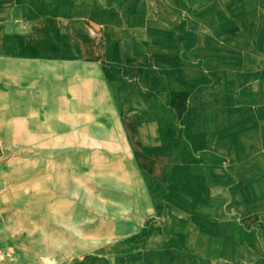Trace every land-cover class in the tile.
I'll list each match as a JSON object with an SVG mask.
<instances>
[{
    "label": "rangeland",
    "instance_id": "1",
    "mask_svg": "<svg viewBox=\"0 0 264 264\" xmlns=\"http://www.w3.org/2000/svg\"><path fill=\"white\" fill-rule=\"evenodd\" d=\"M82 1L83 12L114 38L102 55L106 77L110 79L115 69L112 61L124 63V74L131 76V59L145 60L139 81L155 97L171 94L174 121L168 115L139 112L141 105L121 83L111 82L110 93L98 61L33 62L0 73V264H53L89 251L103 239L117 238L128 204L144 202L146 188L182 190L186 194L166 201H203L209 212L221 211L223 225L231 222L244 235L258 236V226L236 209L248 211L239 190H264L256 181L264 175V162H257L263 160L260 131L233 129L221 110L207 132L190 118L200 115L199 101L209 110L232 111L231 102L219 104L223 77L211 65L221 52L260 55L262 48L252 44L256 41L264 48V0ZM56 9L68 12L63 6ZM126 28L132 33L130 48L120 46ZM185 35L190 36L188 47L181 45ZM179 59L188 69H178ZM196 68L203 76L191 88L187 82L197 76ZM226 80L232 81L230 75ZM225 98L231 99L229 93ZM130 112L134 114L129 119ZM192 133H205L206 146L229 155L227 172L236 180L231 196L229 190H218L224 184L218 176L227 181L228 174L216 166L204 163L201 176H188L178 139ZM218 135L222 139L216 144ZM238 145L246 146L242 159L258 153L251 157L255 162L234 163L232 153ZM190 190L199 192L192 195ZM218 195L220 201L213 202ZM191 218L197 225L196 240L207 235L204 246L210 264H264V230L260 242L239 245L231 225L206 226ZM261 220L264 223V215ZM242 238L238 243H244Z\"/></svg>",
    "mask_w": 264,
    "mask_h": 264
},
{
    "label": "crops",
    "instance_id": "2",
    "mask_svg": "<svg viewBox=\"0 0 264 264\" xmlns=\"http://www.w3.org/2000/svg\"><path fill=\"white\" fill-rule=\"evenodd\" d=\"M83 5L82 0H0V73L12 72L19 65L33 62L44 64L45 61L54 63L98 61L110 93L111 82L115 85L121 83L133 101L141 105L142 109L139 108V112L142 110L150 112L158 118L168 115L173 122L175 111L170 104L173 102L171 94L166 92L162 98L155 97L150 87L139 81L138 72L145 66V60L136 57L131 59L130 65H135L131 76L124 74V63L119 60L112 61L110 66L115 69L110 79L106 77L102 66V55L107 54V51L104 52L107 45L113 46L114 38L98 20L83 12ZM59 6H63L68 12L57 11L56 8ZM122 33L125 38L122 37L123 42L120 46L130 48L132 33L128 28ZM182 38L181 45L184 47L186 43L188 47L191 41L190 36L185 35ZM252 46L262 48L259 50L261 51L259 56L254 53L226 54L221 52L216 64L211 65L212 70L218 69L223 77L219 104L231 102L232 111L225 107L209 110L199 101V108L196 109L200 115L194 118L191 116V124L201 123L204 125L202 129L207 132L213 126L214 117L221 110L225 119H229V125L233 129L256 128L260 131L261 139L264 140V102L256 100L264 99V48L256 41ZM179 60L178 69H185V63ZM178 69L173 68V71ZM196 71H198L197 76L187 82L191 88L195 80L203 76L197 68ZM228 75L232 81L226 80ZM253 79L255 82H252ZM227 93L231 97L229 101L225 98ZM195 95L198 96V91L191 95L189 105ZM111 96L113 98L112 94ZM132 109L129 107V110ZM133 114L130 112L128 118H132ZM120 121L123 124L121 118ZM221 139L222 135H218L216 144ZM178 140L183 144L185 151L183 163L186 166L185 170H189L190 179L196 180L201 176L203 165L207 163L212 169L216 166L218 171H225L228 174L227 181L225 177L218 176V180L224 182L218 190H229L236 185L235 175L227 172L229 155L220 151V154H217L215 147L206 146L204 143L208 139L206 140L205 133L200 135L192 133L188 136L184 134V139ZM245 147V145L236 147L232 153L234 163L247 166L255 162L251 157L258 153H252L249 155L250 158L242 159ZM260 150L263 160H257V162L262 163L264 162V149ZM195 154H199L201 158L194 160L192 157ZM224 163L226 165L222 166ZM136 164L144 181L141 165L137 160ZM230 181H232L231 186L225 187V183ZM256 181L264 184V175L258 176ZM190 191L192 195L199 192V190ZM239 191L243 193L248 204V211L242 213L241 210L235 209L258 226L259 235L246 236L235 224L229 222L226 225L233 227V240L237 244L246 245L251 241L258 243L264 230V223L261 220L264 215V190ZM228 193L231 196L230 190ZM180 194L186 193L182 190L161 191L146 188L144 202L128 204L129 213L121 220V230L116 233L117 238L103 239L93 249L77 253L70 258L59 259L53 264H210V255L207 247L204 246V242L207 243V235L202 233L196 240L197 225L194 224L191 216L193 215L197 220L200 219L206 226L223 227L226 225L220 221L222 213L217 210L209 212L208 207L201 203L203 201L182 204L166 201L167 197L175 200ZM220 198L221 196L218 195L213 202L220 201ZM239 238H242L244 243H238ZM195 240L197 241L196 247L192 245ZM261 253L263 252L257 255Z\"/></svg>",
    "mask_w": 264,
    "mask_h": 264
},
{
    "label": "bare ground",
    "instance_id": "3",
    "mask_svg": "<svg viewBox=\"0 0 264 264\" xmlns=\"http://www.w3.org/2000/svg\"><path fill=\"white\" fill-rule=\"evenodd\" d=\"M115 54V53H114ZM113 57H115V56H113ZM133 107V106H132ZM174 165H176V164H174ZM173 165V166H174ZM176 168H177V165L175 166ZM175 167H173L172 169H174ZM167 175V174H166ZM175 178V177H174ZM170 179V178H169ZM172 180V179H171ZM163 185V184H162ZM172 186V185H171Z\"/></svg>",
    "mask_w": 264,
    "mask_h": 264
}]
</instances>
